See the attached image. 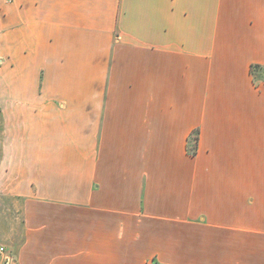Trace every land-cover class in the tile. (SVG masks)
<instances>
[{
  "label": "crops",
  "instance_id": "1",
  "mask_svg": "<svg viewBox=\"0 0 264 264\" xmlns=\"http://www.w3.org/2000/svg\"><path fill=\"white\" fill-rule=\"evenodd\" d=\"M0 264H264V0H0Z\"/></svg>",
  "mask_w": 264,
  "mask_h": 264
},
{
  "label": "built area",
  "instance_id": "2",
  "mask_svg": "<svg viewBox=\"0 0 264 264\" xmlns=\"http://www.w3.org/2000/svg\"><path fill=\"white\" fill-rule=\"evenodd\" d=\"M5 1L10 2V1H12V0H5ZM0 250H1V251H4V248L1 247Z\"/></svg>",
  "mask_w": 264,
  "mask_h": 264
}]
</instances>
